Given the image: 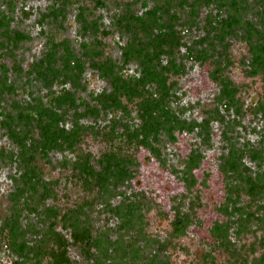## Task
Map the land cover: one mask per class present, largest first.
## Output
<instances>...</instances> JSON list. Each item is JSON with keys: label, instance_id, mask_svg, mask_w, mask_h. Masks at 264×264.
Segmentation results:
<instances>
[{"label": "rangeland", "instance_id": "obj_1", "mask_svg": "<svg viewBox=\"0 0 264 264\" xmlns=\"http://www.w3.org/2000/svg\"><path fill=\"white\" fill-rule=\"evenodd\" d=\"M128 1L132 0H0V10L8 14L10 27L27 34V38L19 42L15 49L7 51L0 45V66L7 65L8 80L15 85L14 93L6 95L7 100L0 105V147L18 150L17 144L1 126L3 108H8L13 113L19 107L35 103L38 97L44 98L49 104L48 88L29 68L49 49L50 39L54 38L56 42L67 40L70 47L80 54L84 50V44H94L95 35H98L105 53L119 60L122 46L128 37H121L116 17L127 10ZM153 5L154 1L148 0V6L138 2L133 9L142 14ZM216 10L214 5L203 4L200 16L197 19L195 17L199 27L183 32L184 40L191 43L204 35L206 16ZM260 10L259 0H250L244 11L245 17L255 24V34L249 36L246 29L241 27L227 40L230 62L228 63V57L224 60L228 63L225 74L237 87L236 107L227 108L223 103L221 84L214 79V66L208 61L188 60L186 72L172 78L176 81L171 98L173 108L187 121H196V125L209 119L211 127L208 135L205 131L200 134L198 127L190 131L177 130L174 139L162 134L159 144L156 143L159 154L144 145L125 148L136 159L133 176L105 193H89L81 181L73 176L71 160L76 157L72 152L55 150L48 158L39 159L42 176L46 181L49 180L48 184L51 182L53 189V194L46 198L43 211L48 206L56 208L57 229L70 238L71 228L69 225L64 226L60 215L83 204L85 214L82 213L81 219L88 216L86 219L91 223L95 235L106 234L112 240L124 236L126 242L139 233L140 236H145L140 237V245L146 244L143 248L146 261L157 254L162 260L168 257L170 264H200L206 258V261L213 258L215 264H257V259L264 253V245L261 244L264 229L257 220L232 221L237 217V209H234L231 198L240 184V175L230 171L228 165L236 153L237 159L240 158L237 163L240 169L245 167L243 172L246 175L257 178L260 173L264 176V76L249 75L246 72L250 55L247 39L250 37L261 40L264 37V15ZM84 15L88 19L97 20L101 28L109 32L83 33L81 16ZM86 63L83 75L85 88L79 93L92 101L93 94L110 87L109 82L89 65L88 60ZM136 69L137 63L132 61L124 66L123 73L134 74ZM66 87L71 86L67 84ZM53 89L59 91L63 89V85L55 84ZM131 107L133 118L130 124L136 125L140 120L135 104ZM66 122L67 127H70L72 116L67 117ZM81 122L86 125L94 123L92 118H84ZM105 123L109 121L99 122L101 126ZM101 126L96 131H101ZM118 142L115 139L107 140L101 132L88 131L82 147L99 156L114 148ZM257 151L261 154H257ZM195 152L201 154V159L191 175L187 176L188 162ZM22 171L16 159L0 158V225L14 207L10 194L16 191L19 182L14 180L20 178ZM39 189L43 191V187L39 186ZM137 199H141L139 213L142 219L139 218L133 227L121 225L123 220L115 214L113 208L121 202ZM263 202L262 198L257 203L252 202L250 195L242 192L238 204L243 209L251 207L255 210L257 204ZM178 207L190 214L189 227L180 236L174 234L172 224ZM25 213L29 215L28 219H23L26 225L28 222L41 224V218H37L35 213L24 211L23 217ZM52 219L54 220L53 217ZM216 224L227 228L231 239L227 250H223L215 238ZM139 229L143 230L140 232ZM27 231L28 237L35 235L30 228ZM148 237L149 241H146ZM106 247L111 250L113 258L118 248L108 244ZM233 252L238 254V258ZM70 253L80 264L94 262V258H86L75 246L70 248ZM16 254L0 242V264H22ZM110 261L113 259L106 260V263L112 264ZM115 264H126V261L119 259Z\"/></svg>", "mask_w": 264, "mask_h": 264}, {"label": "trees", "instance_id": "obj_2", "mask_svg": "<svg viewBox=\"0 0 264 264\" xmlns=\"http://www.w3.org/2000/svg\"><path fill=\"white\" fill-rule=\"evenodd\" d=\"M153 1L154 5L142 14L135 12L133 6L138 2L148 6V0L128 1L127 10L116 17V26L121 37H128L122 46L119 60L105 53L98 35H95L94 44H84V50L80 54L70 47L67 40L56 42L51 38L49 49L29 68L48 88L49 104L44 98L38 97L35 103L24 108L19 107L13 113L8 108L2 109L1 126L17 144L18 150L0 147V158L16 159L23 171L20 178L14 180L19 182V185L16 191L10 194L14 207L2 219L0 242L16 252L22 264H80L71 256L72 246L79 248L86 258H94L93 264H107L106 260L111 259L112 264L119 259H124L126 264H170L168 257L162 260L157 254L146 261L143 249L146 244L140 245V237L145 236H140V233L132 236L128 243L124 236L112 240L106 234L95 235L91 223L86 219L88 216L81 219L82 213L85 214L83 204H78L69 212L60 215V221L64 222V226L69 225L71 228L70 238L57 229L56 208L46 207L43 215V205L47 196L53 194V189L51 182L49 185V180L46 181L42 176L39 164L40 158H48L55 150L70 151L76 157L71 160L73 176L81 181L89 193L93 191L105 193L111 187L117 188L118 184L125 183L133 176L136 159L133 154L125 151V148L132 146L138 148L144 145L159 154L156 143L159 144L162 134L174 139L177 130L183 132L198 127L200 134L205 131L208 135L211 127L209 119L198 125L196 121L191 123L183 118L171 103L176 85L172 78L186 72L188 60L210 62L214 66L213 77L222 87L223 103L227 108L238 105L237 87L225 74L226 66L230 62L227 40L241 27L246 29L249 36L255 34L253 27L255 24L245 17L244 13L250 0ZM259 3L261 14L264 15V0H259ZM203 4L214 5L217 10L206 16L204 35L189 43L184 40L183 32L199 27L196 19L200 16ZM0 12V45L10 51L26 39L27 34L11 28L8 14L1 10ZM81 23L83 33L109 32L101 28L97 20L88 19L85 15L81 16ZM247 42L250 55L246 72L249 75L264 76V37L261 40L249 37ZM227 57L228 63L224 62ZM87 60L89 65L109 82L110 87L93 94L92 101L79 93L85 88L83 75ZM132 61L137 63L136 73L124 74V66ZM8 78V67L3 64L0 66V105L7 100L6 95L15 91L14 83ZM58 83L63 85V89L56 91L53 87ZM67 84L71 87H66ZM134 104L140 121L136 125H131L133 118L131 105ZM70 115L72 124L67 127L66 119L71 117ZM84 118H92L94 123L86 125L81 122ZM100 121L109 123L101 126ZM100 126L101 131H96ZM88 131L101 132L107 140L115 139L119 142L114 148L96 156L92 151L84 150L82 147ZM257 154L261 153L257 151ZM257 154L253 155L259 157ZM236 155L233 154L228 165L230 171L238 172L240 175V184L231 198L234 209H237V217L232 221L253 219L264 229V202L258 203L255 210L251 207L243 209L238 204L242 192L250 195L252 202L257 203L261 198L264 200V176L260 173L257 178L246 175L243 172L245 167L240 169L237 163L240 158L237 159ZM200 159L201 154L198 152L191 155L186 170L187 176L198 166ZM39 186L43 187V191H40ZM140 202L141 199L124 201L113 208L115 214L123 220L121 225L133 227L139 218L142 219L139 213L141 211L139 207H142ZM24 211L35 213L37 218H41V224L28 222L26 225L23 219H28L29 215L25 213L23 217ZM172 224L174 234L180 236L189 227L190 214L181 207L176 208ZM29 228L35 235L28 237ZM139 230L141 232L143 229ZM214 233L222 249L227 250L231 244L227 228L222 224H216ZM146 241H149V237ZM106 244L118 248L113 258ZM261 244L264 245V235ZM232 254L238 255L236 252ZM206 260L207 258L200 264L216 262L213 258L210 261ZM256 263L264 264V253Z\"/></svg>", "mask_w": 264, "mask_h": 264}]
</instances>
